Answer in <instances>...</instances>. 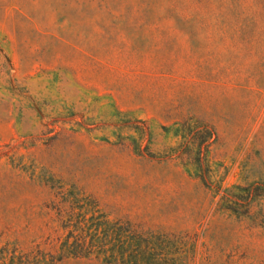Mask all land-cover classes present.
I'll use <instances>...</instances> for the list:
<instances>
[{
  "label": "rangeland",
  "instance_id": "374dc122",
  "mask_svg": "<svg viewBox=\"0 0 264 264\" xmlns=\"http://www.w3.org/2000/svg\"><path fill=\"white\" fill-rule=\"evenodd\" d=\"M264 264V0H0V264Z\"/></svg>",
  "mask_w": 264,
  "mask_h": 264
},
{
  "label": "trees",
  "instance_id": "16d2710c",
  "mask_svg": "<svg viewBox=\"0 0 264 264\" xmlns=\"http://www.w3.org/2000/svg\"><path fill=\"white\" fill-rule=\"evenodd\" d=\"M86 247V244L77 241L75 244L52 246L49 250H43L40 245L31 251L18 252L17 248L6 246L2 251L4 264H58L66 255L74 254L77 256Z\"/></svg>",
  "mask_w": 264,
  "mask_h": 264
}]
</instances>
